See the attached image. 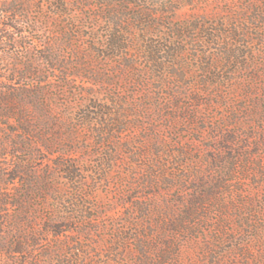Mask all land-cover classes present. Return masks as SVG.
<instances>
[{
    "label": "rangeland",
    "instance_id": "1",
    "mask_svg": "<svg viewBox=\"0 0 264 264\" xmlns=\"http://www.w3.org/2000/svg\"><path fill=\"white\" fill-rule=\"evenodd\" d=\"M147 1L128 11L148 10L146 33L123 27L135 50L113 53L105 16L130 0H61L59 18L55 0H0V264H224L245 245L231 219L264 180V0ZM144 35L183 51L164 74Z\"/></svg>",
    "mask_w": 264,
    "mask_h": 264
},
{
    "label": "trees",
    "instance_id": "2",
    "mask_svg": "<svg viewBox=\"0 0 264 264\" xmlns=\"http://www.w3.org/2000/svg\"><path fill=\"white\" fill-rule=\"evenodd\" d=\"M59 2L57 5L58 12L55 14V17H61V0H55ZM108 4L115 3L114 0H105ZM131 2L126 3L121 6L118 11H113L112 13L106 15L107 22H109L110 27L107 29L106 36V46L105 49L111 52H120L124 49L131 51L135 50L133 47L128 45L135 36L131 35V32H128L127 29L131 31L140 33H146L143 28H140V25L143 24V15L148 14V10L144 7H139L138 10H141V13H135L131 17L128 11H131L133 7L138 3L147 4V0H130ZM112 7V6H111ZM63 9V8H62ZM261 16L264 17V12L258 14L254 17L255 22H261ZM103 17V16H102ZM9 27L10 25H6ZM127 26V29L123 28ZM14 27V26H10ZM191 27H177L174 28V34L176 35L178 40H182V38L186 37V34H191L194 32H199L198 26H194L193 30ZM208 33V32H207ZM132 36V38L130 36ZM211 40H217L214 38L212 34ZM145 35L140 42V47L138 53L140 55L147 54L148 61L150 65L157 68V71L161 74H164V67L167 64L175 65V62L168 61V58H178V56L182 55L183 51L176 48V44L174 41H166L165 46L158 45L156 42L148 43L145 41ZM213 37V38H212ZM135 39V38H134ZM179 45V44H178ZM137 49V47H136ZM2 76L0 75V78ZM104 117V115H102ZM63 169L65 170L67 180L72 184L77 182L78 176L76 171L70 170L68 164H63ZM263 183V184H262ZM260 186L262 187L261 194L257 197L256 200L245 202L239 209V214L236 213L235 217L231 219L233 225L238 224L239 233H241V237H243L244 241L246 239L245 245L236 244L235 247H231V250L228 254H230V258H228L227 262L224 264H264V180L261 182ZM228 228V241L235 239V229L233 226ZM60 228V227H59ZM61 234V231L58 230L57 235ZM234 235V236H232ZM233 238H232V237ZM241 245V246H239ZM235 253V254H234ZM236 254H239V260L236 259ZM231 258L233 260H231ZM237 260V261H236Z\"/></svg>",
    "mask_w": 264,
    "mask_h": 264
}]
</instances>
